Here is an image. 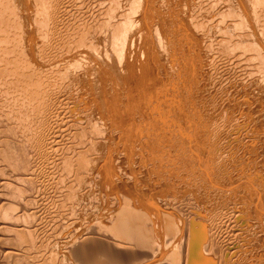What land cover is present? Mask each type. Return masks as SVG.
<instances>
[{
    "label": "rangeland",
    "instance_id": "1",
    "mask_svg": "<svg viewBox=\"0 0 264 264\" xmlns=\"http://www.w3.org/2000/svg\"><path fill=\"white\" fill-rule=\"evenodd\" d=\"M0 115V264H264V0H0Z\"/></svg>",
    "mask_w": 264,
    "mask_h": 264
},
{
    "label": "bare ground",
    "instance_id": "2",
    "mask_svg": "<svg viewBox=\"0 0 264 264\" xmlns=\"http://www.w3.org/2000/svg\"><path fill=\"white\" fill-rule=\"evenodd\" d=\"M68 7V6H67ZM44 19V18H43ZM42 20V19H41ZM48 20V19H47ZM48 22V21H47ZM74 22V21H73ZM45 26H47V25H45ZM48 26H50V25H48ZM221 35V34H220ZM222 36V35H221ZM66 38V37H65ZM2 41H3V39H2ZM115 41V40H114ZM61 43V42H60ZM218 46V45H217ZM13 47V46H12ZM121 48H122V46H121ZM124 48H122L121 50H123ZM125 50V49H124ZM128 53V52H127ZM133 56V55H132ZM16 59V58H15ZM141 60V59H140ZM143 62V61H142ZM141 61H140V64L142 63ZM134 72V71H133ZM197 75V74H196ZM257 81V80H256ZM40 84V83H39ZM41 89V88H40ZM45 91V90H44ZM46 92V91H45ZM3 107V106H2ZM227 108V107H226ZM1 116V115H0ZM5 117V116H4ZM2 118V117H1ZM6 119V118H5ZM8 119V118H7ZM21 119V118H20ZM51 121V120H50ZM9 122V121H8ZM19 125V124H18ZM8 127V126H7ZM6 127V128H7ZM95 128V127H94ZM26 129H27V127H26ZM54 129V128H53ZM10 130V129H9ZM100 131V130H99ZM24 132V131H23ZM12 134V133H11ZM9 136H10V134H8ZM7 136V135H6ZM11 137H13V136H11ZM10 137V138H11ZM38 137V136H37ZM28 138V137H27ZM45 138V137H44ZM100 138V137H99ZM101 140L103 139V138H100ZM21 142V141H20ZM70 142V141H69ZM40 143H41V141H40ZM93 144V143H92ZM26 145V144H25ZM45 149V148H44ZM249 153V152H248ZM51 155V154H50ZM46 157V156H45ZM48 157V156H47ZM53 157V156H52ZM55 157V156H54ZM42 161V160H41ZM65 165V164H64ZM42 167V166H41ZM56 168V167H55ZM62 168H64V167H62ZM66 169V168H65ZM71 170V169H70ZM25 171V170H24ZM58 174V173H57ZM79 175V174H78ZM52 177V176H51ZM29 179V178H28ZM72 179V178H71ZM74 180V179H73ZM140 186V185H139ZM42 188V187H41ZM4 191H5V185H4ZM63 192V191H62ZM217 193V192H216ZM0 196H1V198L3 199V200H5V201H7V199H8V196H7V194L5 193V192H3V190L0 192ZM136 194V193H135ZM134 195V194H133ZM66 196V195H65ZM136 196V195H135ZM26 199V198H25ZM24 199V200H25ZM66 199V198H65ZM112 199V198H111ZM11 200V199H10ZM9 200V201H10ZM138 200V199H137ZM143 201V200H142ZM1 202V201H0ZM15 202V201H14ZM25 202V201H24ZM32 202V201H31ZM10 204H12L11 202H9ZM35 203V202H34ZM65 203V202H64ZM150 203V202H149ZM33 204V203H32ZM129 204V203H128ZM146 204V203H145ZM57 205V204H56ZM12 206H13V204H12ZM25 206H26V204H25ZM24 206V207H25ZM130 207H131V205H129ZM129 206H128V208H129ZM28 207V206H27ZM58 207V206H57ZM154 207H155V205H154ZM132 208V207H131ZM25 209H26V207H25ZM63 209V208H62ZM143 209V208H142ZM2 210V217L3 218H13L14 217V214H13V212L11 211V206H9V205H5L4 206V208L3 209H1ZM13 210V209H12ZM28 210V209H27ZM30 210V209H29ZM124 210V209H123ZM78 211V210H77ZM124 211H126V210H124ZM123 211V212H124ZM74 212H75V210H74ZM135 212V211H134ZM159 212V211H158ZM101 213V212H100ZM121 213H122V210H121ZM125 214L127 213V212H124ZM124 213H122V215L124 214ZM136 213H137V211H136ZM161 213V212H160ZM72 214V213H71ZM128 214L129 213H127V215H125V216H128ZM138 214V213H137ZM143 214V215H142ZM117 215V214H116ZM130 215H132V214H130ZM133 215H135L134 213H133ZM149 215V214H148ZM148 215H146L147 217H150V216H148ZM156 215V214H155ZM35 216V215H34ZM69 216V215H68ZM84 216V215H83ZM112 216V215H111ZM118 216V215H117ZM124 216V215H123ZM145 216L144 215V212L143 213H141V215L140 216H138L139 217V219H140V221L145 225V221L148 219V218H146L145 220H143V217ZM114 217V216H113ZM132 217V216H131ZM158 217V216H157ZM2 218V219H3ZM25 218H26V216H25ZM24 218V219H25ZM73 218V217H72ZM72 218H71V220H72ZM116 218V217H115ZM118 218V220H119V222H120V218L119 217H117ZM116 218V219H117ZM126 218V217H125ZM136 218V217H135ZM115 219V220H116ZM121 219H122V217H121ZM133 219V218H132ZM131 219V220H132ZM150 219V218H149ZM153 219V218H152ZM68 220V219H67ZM128 220H129V218H128ZM127 219L126 220H124V222L126 221H128ZM131 220H129L128 222H130ZM69 221V220H68ZM67 221V222H68ZM114 221V220H113ZM112 221V222H113ZM117 221V220H116ZM139 221V222H140ZM152 220L150 219V221L149 222H151ZM47 222V221H46ZM62 222H65V221H62ZM85 222V221H84ZM83 222V223H84ZM103 222H105V221H103ZM119 222L117 223L118 225H119V229H121L122 227H124V225H122V223H121V227H120V224H119ZM127 222V223H128ZM6 223V222H5ZM114 223H116L115 221H114ZM114 223H113V225H114ZM126 223V224H127ZM146 223H148V220L146 221ZM38 224V223H37ZM59 224V223H58ZM90 224V223H89ZM112 224V223H111ZM116 224V225H117ZM149 224V223H148ZM152 224V223H151ZM5 225V224H4ZM26 225V224H25ZM108 226H109V224H107ZM117 225V226H118ZM140 225V224H139ZM152 225H154V224H152ZM35 226V225H34ZM141 226V225H140ZM31 227V226H30ZM84 227V226H83ZM101 227V226H100ZM99 227V228H100ZM105 227V226H104ZM114 227H116V226H114ZM25 228V227H24ZM26 228H28V227H26ZM92 228V227H91ZM35 229V228H34ZM59 228H58V226H57V230H58ZM88 229V228H87ZM90 229V228H89ZM117 229V228H116ZM132 229V228H131ZM136 229H138V228H136ZM5 230V229H4ZM95 230V229H94ZM96 230H98L100 233H101V231H100V229H96ZM103 230V229H102ZM141 230V229H140ZM244 230V229H243ZM251 230V229H250ZM135 232L136 231H138V230H134ZM237 231V230H236ZM239 231V230H238ZM32 232V231H31ZM74 232V231H73ZM98 232V233H99ZM102 232H104V231H102ZM117 232L119 233V231L117 230ZM133 231H131L129 234V236L130 237H132V235H133V233H132ZM134 232V233H135ZM141 232V231H140ZM27 233V232H26ZM30 233V232H29ZM61 233V232H60ZM53 234V233H52ZM121 234V233H120ZM136 234H138V233H136ZM213 234V233H212ZM190 235H191V232H190ZM239 235V236H238ZM262 235V234H261ZM56 236H57V234H56ZM108 236V235H107ZM232 236V235H231ZM236 236H238L239 238H241L240 236V234H238L237 233V235ZM5 237V236H4ZM55 237V236H54ZM65 237V236H64ZM69 237V235L67 236V238ZM75 237V236H74ZM128 237V236H127ZM238 237H236V238H238ZM6 238V237H5ZM129 238V237H128ZM132 238H134V236L132 237ZM234 238V237H233ZM244 239V238H243ZM2 240V239H1ZM129 240H131V238H129ZM194 240V239H193ZM63 241V240H62ZM64 241H66V240H64ZM72 241V240H71ZM178 241V240H177ZM237 241V240H236ZM4 242H6V241H4ZM34 242H35V240H34ZM213 242V241H212ZM211 242V243H212ZM241 242V241H240ZM122 243V242H121ZM189 243V242H188ZM234 243H236V242H234ZM244 243V242H243ZM8 244V243H7ZM119 244V243H118ZM231 244H233V243H231ZM237 244V243H236ZM235 244V245H236ZM84 245V244H83ZM113 245V244H112ZM120 245V244H119ZM67 246V245H66ZM122 246H123V244H122ZM121 246V250H125L126 249V247H122ZM212 245L210 244L209 246L207 245V246H191L190 248H187V252H186V264H211V262H212V260H213V258H214V255L215 254H217V252H219V251H217V249L215 250V245L213 246L214 247V249H213V247H211ZM238 246L240 247V245L238 244ZM117 247V246H116ZM221 247V246H220ZM33 248V247H32ZM60 248V247H59ZM64 248V247H63ZM118 248H119V246H118ZM67 250H66V252H64L66 255H70L71 253H72V251L70 250V249H68V248H66ZM116 249V248H115ZM237 249H238V247L237 246H231L230 247V249H228V250H231L232 252H233V254L232 255H234V257H235V253H237ZM252 249V248H251ZM49 250V249H48ZM216 252H215V251ZM219 250V249H218ZM221 250V249H220ZM242 250V249H241ZM33 252V251H32ZM36 252V251H35ZM74 252V251H73ZM224 252V251H223ZM46 253V252H45ZM61 253V252H60ZM220 253V252H219ZM218 253V254H219ZM226 253V252H225ZM228 253H230V251L228 252ZM228 253L227 254H225V255H228ZM24 254V253H23ZM26 254V253H25ZM116 254V253H115ZM244 254V253H243ZM28 255V254H27ZM73 255H74V253H73ZM118 255V254H117ZM224 255V254H223ZM231 255V256H232ZM219 256V255H218ZM217 256V257H218ZM221 256V255H220ZM219 256V257H220ZM230 255H229V257H231ZM72 257V256H71ZM209 257V258H208ZM218 257V258H219ZM222 257V256H221ZM220 257V258H221ZM233 257V256H232ZM238 257V256H237ZM255 257V256H254ZM43 258V257H42ZM61 259V258H60ZM223 259V258H222ZM214 260H215V258H214ZM216 260H217V258H216ZM225 260H227L226 258H225ZM224 260V261H225ZM237 260V259H236ZM241 260V259H240ZM29 261V260H28ZM82 261V260H81ZM236 262V261H235ZM125 263V262H124ZM135 263V262H134ZM233 263V262H232ZM238 263V262H237ZM253 263V262H252ZM215 264H226V262L225 263H223L221 260L219 261V262H216ZM231 264V263H230Z\"/></svg>",
    "mask_w": 264,
    "mask_h": 264
}]
</instances>
